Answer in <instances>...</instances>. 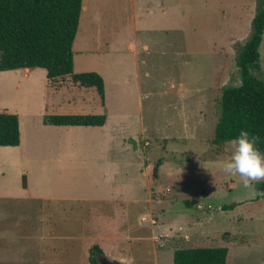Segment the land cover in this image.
Returning a JSON list of instances; mask_svg holds the SVG:
<instances>
[{
	"label": "rangeland",
	"instance_id": "374dc122",
	"mask_svg": "<svg viewBox=\"0 0 264 264\" xmlns=\"http://www.w3.org/2000/svg\"><path fill=\"white\" fill-rule=\"evenodd\" d=\"M83 4L88 12L82 13L73 46L78 71L86 70V59L77 52L89 34L88 22L98 19L109 26L105 37L112 39L132 14L131 0ZM256 5L257 0H181L180 12L155 6L143 13L137 0L140 42L148 50L141 47L138 68L129 53L112 56L113 63L119 61L118 82L112 83L106 70L111 82L101 113L108 121L93 132L44 120L98 110L102 104L94 89L80 88L69 78L52 86L44 70L29 79L22 72L0 73V112L16 115L20 124V145L0 148V197L100 199L118 194L129 202L128 222L138 233L126 248L128 264H173L176 250L218 247L228 249L226 264H264V196L223 171L230 143H212L221 89L241 85L236 60L250 37ZM259 53L258 78L264 81V35ZM159 161L163 170L154 179ZM263 183L256 182L255 190L264 193ZM122 185L127 191L120 197ZM231 205L234 209L224 210ZM92 222L103 231L98 240L103 254L120 258L108 254L117 249L110 233L120 230L122 221Z\"/></svg>",
	"mask_w": 264,
	"mask_h": 264
},
{
	"label": "trees",
	"instance_id": "16d2710c",
	"mask_svg": "<svg viewBox=\"0 0 264 264\" xmlns=\"http://www.w3.org/2000/svg\"><path fill=\"white\" fill-rule=\"evenodd\" d=\"M83 0H0V72L42 69L50 85L69 78L84 89H94L105 104V83L95 72L75 73L73 45L77 36ZM249 39L238 53L236 65L241 85L221 89L220 116L213 145L230 142L239 132L260 138L264 153V81L260 72L259 48L264 35V0H257ZM55 83V84H54ZM106 115H53L44 124L57 127H103ZM20 124L16 115L0 112V147H18ZM159 161L152 176L158 178ZM264 191V183L261 185ZM234 205L225 207L234 209ZM103 251L89 249V263L98 264ZM228 249L188 248L176 250L173 264H226Z\"/></svg>",
	"mask_w": 264,
	"mask_h": 264
},
{
	"label": "crops",
	"instance_id": "0c3cea01",
	"mask_svg": "<svg viewBox=\"0 0 264 264\" xmlns=\"http://www.w3.org/2000/svg\"><path fill=\"white\" fill-rule=\"evenodd\" d=\"M152 1L141 0L142 6L139 11L145 13L146 9H153L155 6L157 8L161 7L163 12H173L175 9H178V12L181 11V0H157L154 4ZM136 3L137 0H131L132 14L127 20L128 22L122 26L120 33L113 32L112 39L105 37L109 26L102 24L98 19H93L92 25L88 22V27L86 28L89 34L85 35L83 40L81 39L80 48L77 52V55L85 57L87 65L82 67L86 68V70H77V58L76 56L74 57L75 73L97 72L102 76L105 83V103L107 81L109 82L106 70L109 76H112V83L118 82L117 74L114 72L119 61L113 63L114 59L112 56L114 54L120 55L123 52L129 53L134 66L138 68L141 47L144 50H148V46L140 42L139 33L142 27L140 26L141 22L139 23L136 18ZM85 12H88V9L83 4L77 34L81 28L82 13L84 14ZM102 68L103 70H101ZM37 70L42 69H21L8 72H12L13 74L11 75L13 76L18 74V72H22L24 78L29 79L30 75H37ZM102 108H105V104L104 106L101 105L98 110H93L89 114L84 115L102 114ZM107 121L108 118L106 116V123ZM106 123L103 127L61 128H90L93 129V132L105 128ZM162 170L163 166L161 165L158 172L159 177ZM145 175L149 180L148 173ZM22 187L28 193V183L25 176ZM148 188L150 190L151 185L148 184ZM119 189H121L119 195L122 197V193L127 191V187L122 185L119 186ZM113 194L111 192L110 197L100 199H36L29 194L23 198L0 197V264H90L88 260L89 249L93 245H98L103 252H106L98 242L103 231L99 227L94 226L92 221L96 219H109L111 221L119 219L122 221L120 230L116 233H110L114 238L117 249L109 251L108 255L116 252V255L120 258L115 259L128 264L130 256L128 257L126 248L130 249L131 243L135 242L138 233L135 236L136 228L128 222L130 212L127 204L129 202L120 200L117 197L118 194L116 196ZM149 201L150 192L147 196L146 206L143 207L141 205L138 211L142 213L148 207ZM61 211H65V214L61 213ZM58 213H61L63 221L58 216Z\"/></svg>",
	"mask_w": 264,
	"mask_h": 264
},
{
	"label": "clouds",
	"instance_id": "9594fccd",
	"mask_svg": "<svg viewBox=\"0 0 264 264\" xmlns=\"http://www.w3.org/2000/svg\"><path fill=\"white\" fill-rule=\"evenodd\" d=\"M229 143L231 154L223 162V171L226 175L238 176L244 189L264 196L254 188L256 182L264 180V153L258 147L260 138L242 129Z\"/></svg>",
	"mask_w": 264,
	"mask_h": 264
},
{
	"label": "water",
	"instance_id": "95a60500",
	"mask_svg": "<svg viewBox=\"0 0 264 264\" xmlns=\"http://www.w3.org/2000/svg\"><path fill=\"white\" fill-rule=\"evenodd\" d=\"M98 264H126L120 260L107 257L105 254L97 256Z\"/></svg>",
	"mask_w": 264,
	"mask_h": 264
}]
</instances>
